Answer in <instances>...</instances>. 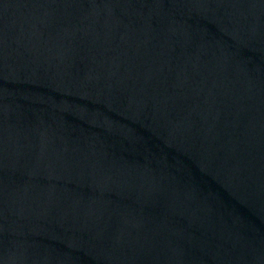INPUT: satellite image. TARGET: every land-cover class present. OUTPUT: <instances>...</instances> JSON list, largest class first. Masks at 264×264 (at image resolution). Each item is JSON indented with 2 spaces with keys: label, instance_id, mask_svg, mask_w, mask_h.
I'll list each match as a JSON object with an SVG mask.
<instances>
[{
  "label": "water",
  "instance_id": "obj_1",
  "mask_svg": "<svg viewBox=\"0 0 264 264\" xmlns=\"http://www.w3.org/2000/svg\"><path fill=\"white\" fill-rule=\"evenodd\" d=\"M0 264H264V0H0Z\"/></svg>",
  "mask_w": 264,
  "mask_h": 264
}]
</instances>
